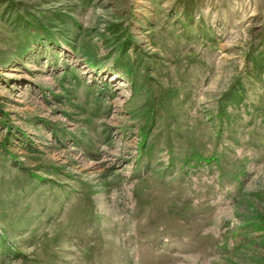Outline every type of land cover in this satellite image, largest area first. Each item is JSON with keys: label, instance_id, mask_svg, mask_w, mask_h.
<instances>
[{"label": "rangeland", "instance_id": "1", "mask_svg": "<svg viewBox=\"0 0 264 264\" xmlns=\"http://www.w3.org/2000/svg\"><path fill=\"white\" fill-rule=\"evenodd\" d=\"M0 264H264V0H0Z\"/></svg>", "mask_w": 264, "mask_h": 264}]
</instances>
